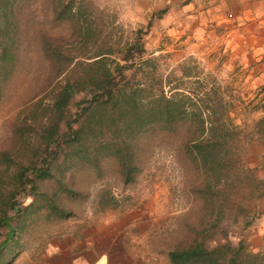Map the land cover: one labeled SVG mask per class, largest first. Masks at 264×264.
Listing matches in <instances>:
<instances>
[{
	"label": "trees",
	"instance_id": "16d2710c",
	"mask_svg": "<svg viewBox=\"0 0 264 264\" xmlns=\"http://www.w3.org/2000/svg\"><path fill=\"white\" fill-rule=\"evenodd\" d=\"M37 1L47 8L42 19L35 12ZM77 1L0 0V105L10 83L18 74L33 73L34 65L42 71L43 81L54 86L47 120L40 118L41 132H35L42 145L38 162H17L7 151H0V163H4L0 168V264L13 263L37 225L55 224L72 216L69 204L85 196L76 188L73 172L68 182L52 173L60 150L66 148L61 163L71 171L94 167L100 175L102 160L113 159L120 180L127 184L139 168L138 146L143 151L145 143L158 134L173 138L178 163L193 178L186 185L190 202L181 214L180 230L167 250L169 262L264 264V250L247 251L241 239L234 245L207 244L222 220L234 222L243 217L244 234L253 219L264 215V209L254 207V201L264 197V177L256 175L257 169L264 170V162L258 167L245 163L246 142L264 139V102L253 131L245 133L229 116L230 104L219 81L201 70L191 72L197 67L190 66V58L182 63L178 75L155 74V66H151L155 58H143V36L149 22L145 30L135 29L130 41L119 47V61L110 60L111 68L103 62L112 46L99 45L89 55L74 52L72 46L81 37L79 17L84 14ZM136 60L144 74L141 82L128 85L124 72L132 69ZM77 65L83 66L78 74L74 70ZM79 93L73 112L64 120L65 132L58 134L59 117ZM35 95L28 100H34ZM38 103L40 99L31 106ZM26 110L24 106L17 115ZM26 125L13 131L27 133L21 129L31 130L32 126ZM48 179L55 186L46 192L41 183ZM103 192L99 195L101 201L106 198L100 202L102 209L114 208L112 197ZM26 196L29 201L23 204Z\"/></svg>",
	"mask_w": 264,
	"mask_h": 264
},
{
	"label": "rangeland",
	"instance_id": "374dc122",
	"mask_svg": "<svg viewBox=\"0 0 264 264\" xmlns=\"http://www.w3.org/2000/svg\"><path fill=\"white\" fill-rule=\"evenodd\" d=\"M77 2H79L78 6L84 14L81 18L79 17L77 29L79 34L81 33V37L75 47L72 46L73 51L89 55L97 50L99 45L103 44V48L112 46V53L106 55L104 57L105 62H103L111 68L110 60L119 61V47L124 42L130 41L134 30L141 28V23L137 21L138 19L131 11L129 12V10L122 7L121 2L117 0H79ZM35 7L37 17L42 19V14L47 8L40 7L38 1ZM1 23L2 17L0 16V25ZM218 33L217 28H214L210 35L202 30L196 32L194 42L201 45L198 48L189 47V51H193L194 55H189L180 61L176 60L175 55L170 51V46H156L159 41L158 34L144 35L143 41L146 44L143 58L149 56L155 58L151 64V66H155V74L172 72L178 75L182 63H187L189 60L193 62V65L190 64V66L197 67V70L192 68L191 72L201 70L202 73L213 74L224 91L225 99L230 104L228 110L233 123L242 132H252V125L258 119L260 111L262 112L261 104L264 102V74H258L263 73V71L260 70L257 74H254L259 68L260 64L258 63L260 62L248 63L250 59L248 49L235 47L233 33L222 36L219 43ZM173 35L177 36L178 33H173ZM164 37L171 38L172 34L164 35ZM225 39L227 40L226 49L223 47ZM159 48L163 51L153 53L154 50ZM188 58L190 59L188 60ZM262 64L264 65V63ZM82 67L77 65L74 68L76 74L81 73ZM143 68L137 62L132 69L124 72L128 79V85L141 82V74H144ZM41 74L42 71L38 72L37 65L33 66V73L18 74L16 81L10 83V88L6 89L7 95H5L4 101L0 105V151H7L12 159L24 164H36L41 157L42 145L38 142V136L35 132H41L42 127L38 125L41 122L40 118H43L42 122L47 120L50 97L54 89L53 82L46 83L43 81ZM166 88L165 86L164 89L166 90ZM34 93L36 94L34 100L40 99V103L31 106V102L34 100L29 101L28 99ZM81 94H76L71 98L63 114H61L62 117H59L58 134L65 132L64 120L68 114L73 112L74 106L72 104ZM24 106L27 107V110L17 115ZM23 119L25 120L23 121ZM27 123L31 124V130L23 127L20 128L21 131L27 130V133L15 134L13 130L16 126L18 128L19 126H27ZM254 140L246 142L245 163L249 167H252L253 164L258 167L264 162V150L256 151L254 147L250 148L251 142ZM145 144L143 151H141V146H138L139 168L133 181L127 184L122 183L120 180L113 159L102 160L100 175L96 174L94 167L82 166L78 171L74 169L71 171V168L64 167L65 165L61 163L66 148L60 150L56 161L52 165L55 168L52 173L57 178L68 182L70 180L69 174L73 172V182L76 188L86 194L83 199L69 204L72 216L61 219L55 224L37 225L36 231L27 237L24 247L15 257L13 264L26 263L38 257L46 243L55 238L57 234L65 231L75 220L88 219L90 216H96L104 210L123 209L145 199L154 200L153 215L159 218V230L163 235V239H166V242L170 245L174 241V236L180 230L181 214L186 212L189 205L190 197L186 185L193 178L190 172L184 171L180 167L174 152L175 141H173V138L167 134H158ZM251 149H253L252 153ZM67 164L70 165V162L67 161ZM3 166L4 163H0V168ZM59 166L62 167L59 168ZM260 171L258 170L256 175L263 178L264 172ZM54 186V182L49 179L41 183V189L46 192L52 190ZM103 191H106V195L112 197L115 203L114 208L102 209L100 202L103 203L106 198L104 197L101 201L99 195L104 194ZM28 201L27 196L22 198L23 204ZM249 204L251 205V203ZM255 205L257 207L262 206L259 202L255 203L254 207H256ZM242 224L243 217H239L234 222L230 219L222 220L219 231L208 240L207 244L214 246L228 242L234 245L241 239L247 251H263L264 215L253 219L251 228L245 231L244 234H242Z\"/></svg>",
	"mask_w": 264,
	"mask_h": 264
},
{
	"label": "crops",
	"instance_id": "0c3cea01",
	"mask_svg": "<svg viewBox=\"0 0 264 264\" xmlns=\"http://www.w3.org/2000/svg\"><path fill=\"white\" fill-rule=\"evenodd\" d=\"M117 1L135 15L142 30L149 22L145 36L158 34L156 46H170L177 61L194 55L189 47L201 45L194 42L196 32L202 30L210 35L217 28L218 43L222 36L233 33L235 47L248 49V63L260 62L254 74L260 70L263 73L258 74H264V0ZM161 9L164 12L155 16ZM167 33L172 37L165 38ZM226 46L227 40L223 44L225 49ZM162 51L159 48L153 53ZM261 115L260 111L257 118ZM251 144L250 148L254 147L256 151L264 150L262 138ZM250 151L252 153L253 149ZM258 170L261 169L256 172ZM257 202L262 206L255 205L256 208L264 209V197L255 200L254 204ZM153 203L154 200L145 199L123 209L104 210L88 219L75 220L65 231L50 239L38 257L16 264H171L167 256L169 243L159 230Z\"/></svg>",
	"mask_w": 264,
	"mask_h": 264
}]
</instances>
